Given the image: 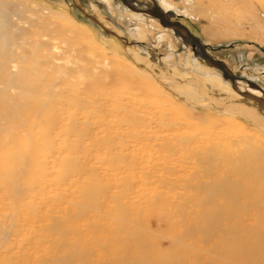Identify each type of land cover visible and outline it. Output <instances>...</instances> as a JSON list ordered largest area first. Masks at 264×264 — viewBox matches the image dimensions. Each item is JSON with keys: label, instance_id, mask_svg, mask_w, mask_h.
Segmentation results:
<instances>
[{"label": "bare ground", "instance_id": "1", "mask_svg": "<svg viewBox=\"0 0 264 264\" xmlns=\"http://www.w3.org/2000/svg\"><path fill=\"white\" fill-rule=\"evenodd\" d=\"M222 7L220 0H209L199 3L194 12H219ZM153 21L159 24L158 19ZM219 22L227 24L228 19ZM257 27L264 31L263 25ZM93 42L63 13L30 9L26 0H0V177L17 209L13 219L21 209L36 211L37 197L46 189L79 187V214L102 208L112 199L117 202L108 213L112 211L115 218L110 232L121 243L120 253L109 262L99 257L89 260L90 247L80 251L77 239H63L59 242L71 247L60 257L63 264L76 259L81 264H264V136L243 133L238 124L221 117L210 118L213 124L205 131L187 133L191 124L185 118L193 117L180 113L182 106L166 99L148 73L103 56ZM89 50H94V58ZM213 102L229 112L244 111L264 127V110L255 102L229 98ZM146 145L157 154L179 158L157 165L142 154ZM99 157L105 162L102 167L88 161ZM136 169L143 175L165 172L182 177L181 185L194 194L185 199L194 211L193 222L183 232L170 224L168 233L142 228L144 219L134 216L128 200H123L131 183L123 182L118 192L109 194L114 175ZM36 220L24 228L18 223L6 227L0 221V255L17 243L11 234L37 231L33 224L46 222L41 216ZM49 220L52 233L69 230L59 217ZM194 235L208 244L207 250L194 249L187 241ZM163 237L168 244L162 243ZM35 238L43 242L49 237L36 234ZM187 257L194 260L189 263Z\"/></svg>", "mask_w": 264, "mask_h": 264}, {"label": "rangeland", "instance_id": "2", "mask_svg": "<svg viewBox=\"0 0 264 264\" xmlns=\"http://www.w3.org/2000/svg\"><path fill=\"white\" fill-rule=\"evenodd\" d=\"M166 1H169L170 5ZM208 1L26 0V3L30 9L40 7L46 11L54 10L63 13L90 34L94 40L93 46L97 47L103 56L126 64H134L148 73L158 83L166 99L182 106V109H179L180 113L186 111L193 117V119L189 116L185 118L188 121L187 124H191L190 127L187 126V133L205 131L213 124L210 118L221 117L238 124L243 133H257L264 136V127L255 123L246 112L236 108L229 112L213 102L217 98H229L241 102L246 101V97L237 92L229 80L224 79L221 71L205 62L199 48L188 37L164 27L160 22L156 24L153 21L156 18L151 15H140L129 8L133 6L150 9L156 2L173 19L180 20L188 26L207 46L210 55L222 60L239 77L248 79L264 89V31L257 27V24L264 26V0H232V2L220 0L223 7L219 12L213 9L205 10L199 15L195 14V7L199 3L204 5ZM14 6L11 3L9 9L13 10ZM95 11L109 25L103 24L99 16H95ZM26 14L32 16L31 12ZM219 18L228 19V23H220ZM94 50L88 52L92 58H94ZM103 67L107 68L106 65ZM191 82L203 89L202 92L191 85ZM236 85L241 92L254 91L256 94L257 92L261 94L258 90L251 88L245 80L238 81ZM198 120H203V123ZM192 125L196 129H193ZM150 130L156 129L152 127ZM142 151L146 158L150 157L151 161L157 165H162L166 159L179 158L178 155L167 157L166 154H157L151 145H146ZM101 157L90 158L88 161L92 165L102 167L105 162L101 160ZM123 165L124 163H116V166ZM181 181V176L169 175L165 172L145 175L138 169L128 173L118 172L110 180L112 186L109 194L118 192L119 184L131 183L132 188L123 200H128L126 204L136 212L134 216H141L144 219L141 221L142 228L154 233L160 231L168 233L167 225L170 224L173 230L183 232L189 221L193 222L190 218L193 216L191 214L194 208L191 207L190 202H185L186 197L193 193L186 191ZM175 183L177 186H174ZM79 190V187L56 191L46 189L40 198L37 197L39 206L36 211L30 208L21 209L20 216L13 219L17 209L12 203L11 191L4 188L0 177V221L3 225L9 227L13 223H18L21 228H24L29 222L37 221L36 218L39 216L46 221L33 224L37 229L35 233L23 230L18 236L11 234V239L15 238L17 243L12 251L0 255V262L2 261L3 264H63L60 257L71 251L68 244L59 242L63 239L68 242L77 239L79 244L77 241L75 244L80 251L90 247L92 253L86 256L89 260H96L99 257L109 262V258L117 256L120 253L121 243L118 244L111 236L113 233L110 229L116 225L112 211L108 213V210H113L111 207L117 202L112 199L103 204L102 208L88 209L85 214H79L78 203L82 199ZM52 217H59L61 224L69 230L66 233L59 231L52 233L50 227L53 221H48ZM98 224L100 226L97 227ZM36 234L48 236L52 240L48 238L43 242H35ZM199 239L198 235H194L188 237L187 241L195 245L194 249L200 247L203 251L207 250L208 244ZM161 241L163 244L169 242L165 237ZM37 245L40 246L37 247ZM193 260V257L186 259L189 263ZM81 263L76 259L73 264Z\"/></svg>", "mask_w": 264, "mask_h": 264}, {"label": "water", "instance_id": "3", "mask_svg": "<svg viewBox=\"0 0 264 264\" xmlns=\"http://www.w3.org/2000/svg\"><path fill=\"white\" fill-rule=\"evenodd\" d=\"M126 1V0H124ZM129 8L132 11H135L137 13H142V14H147L155 17L156 19L159 20V22L164 26L169 29H172L174 32H180L181 34L185 35L188 37L196 47L199 48L203 59L205 62L219 71L222 72V75L224 79L229 80L232 83L233 88L244 95L246 97V101H252L256 103V106L264 110V89H262L261 86L257 85L256 83L248 80V79H243L242 77H239L235 73H233L227 65L220 59H216L212 55L208 53L207 46L203 44L201 39L196 36L188 26L184 25L180 20L173 19L167 11H165L160 5H158L156 2H154L153 6L150 9H142L138 7H133L129 6ZM240 80H245L251 88L256 89L261 92V96L255 95L254 93L251 92H241L238 88L236 83Z\"/></svg>", "mask_w": 264, "mask_h": 264}]
</instances>
